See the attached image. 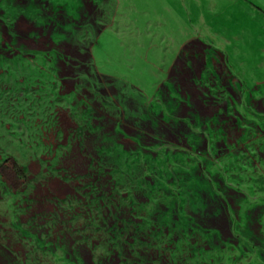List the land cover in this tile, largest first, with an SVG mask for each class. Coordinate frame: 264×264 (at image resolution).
<instances>
[{"label":"rangeland","instance_id":"1","mask_svg":"<svg viewBox=\"0 0 264 264\" xmlns=\"http://www.w3.org/2000/svg\"><path fill=\"white\" fill-rule=\"evenodd\" d=\"M0 264H264V0H0Z\"/></svg>","mask_w":264,"mask_h":264}]
</instances>
